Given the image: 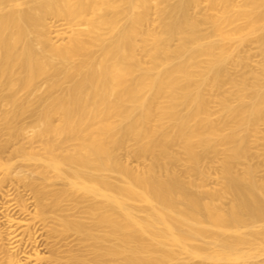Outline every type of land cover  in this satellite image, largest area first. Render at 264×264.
<instances>
[{
    "label": "bare ground",
    "instance_id": "obj_1",
    "mask_svg": "<svg viewBox=\"0 0 264 264\" xmlns=\"http://www.w3.org/2000/svg\"><path fill=\"white\" fill-rule=\"evenodd\" d=\"M0 264H264V0H0Z\"/></svg>",
    "mask_w": 264,
    "mask_h": 264
}]
</instances>
